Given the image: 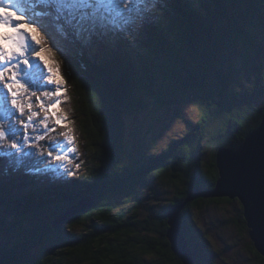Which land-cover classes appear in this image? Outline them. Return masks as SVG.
<instances>
[{
  "label": "trees",
  "instance_id": "1",
  "mask_svg": "<svg viewBox=\"0 0 264 264\" xmlns=\"http://www.w3.org/2000/svg\"><path fill=\"white\" fill-rule=\"evenodd\" d=\"M162 8L161 22L146 30L136 49L126 41L84 47L52 27L56 51L41 31L50 48L46 55L67 80L60 108L78 136L76 151L85 169L74 178V188L47 185L55 176L49 174L42 180L0 179V204L15 218L11 224L0 220V234L11 236L0 244V264H184L168 239L170 209L197 188L215 189L218 150L239 148L264 119V0H167ZM237 52L239 66L232 57ZM247 73L251 84L236 91L232 75ZM152 100L155 107L194 103L204 112L182 138L140 162L136 150L123 149L124 115L147 109ZM210 145L216 149L205 160ZM145 179L171 187L174 196L168 206L150 209L141 219L143 198L136 186ZM28 185L30 191H17ZM90 200L92 207L55 224ZM236 203L242 213L233 222L249 234L239 200L199 197L185 207L180 228L196 264L213 262L205 236L194 225V210ZM81 227L88 228L77 233ZM249 244L250 258L255 255L264 264L253 241Z\"/></svg>",
  "mask_w": 264,
  "mask_h": 264
},
{
  "label": "snow or ice",
  "instance_id": "2",
  "mask_svg": "<svg viewBox=\"0 0 264 264\" xmlns=\"http://www.w3.org/2000/svg\"><path fill=\"white\" fill-rule=\"evenodd\" d=\"M166 2L0 0V29H6L0 31V150L4 149L3 142H7L11 149L0 151V154L14 157L10 163L16 168L22 166L26 158L35 156H40L42 163H48L53 156L56 161L75 158L67 155V152L74 150L69 131L62 133L69 146L63 153L57 151L63 147L62 144L49 142L46 150L44 145L37 144V141L45 139V133L54 132L56 126L60 125L67 128L70 123L58 111L61 103L59 97L65 91L67 80L59 69L54 71L45 58L50 48L60 51L48 33L45 22L50 23L61 38L84 47L94 48L101 44L126 41L130 48L136 49L141 45L146 30L161 22L162 6ZM41 31L51 42L50 48L37 38L41 36ZM38 66L46 68V73L33 76L32 69ZM33 80L39 83L34 84ZM33 97H36L35 103ZM38 124L42 125V129H37ZM29 146L39 151L29 150ZM41 171L38 167L28 169L29 174ZM51 171L57 173L64 170L54 167ZM67 174L74 175L70 172Z\"/></svg>",
  "mask_w": 264,
  "mask_h": 264
},
{
  "label": "rangeland",
  "instance_id": "3",
  "mask_svg": "<svg viewBox=\"0 0 264 264\" xmlns=\"http://www.w3.org/2000/svg\"><path fill=\"white\" fill-rule=\"evenodd\" d=\"M22 7L26 6L22 5ZM50 26L51 27L47 28V30L48 33L52 35V31L50 29L53 26L51 24ZM0 31H6V29H0ZM37 38L41 39V36H38ZM42 43H44V40H42ZM35 47L39 48L40 46L35 45ZM232 57L234 62L239 66L240 60L238 52L233 54ZM45 58L48 60L49 66H51L54 71L57 70L46 53ZM32 59H35V57H32ZM32 73L33 76H36L40 73H46V68L41 66L35 67L32 69ZM60 74L64 75L65 77V74L61 72ZM232 77L233 80H235L234 89L236 91L247 87L249 84H251V80H253V76L248 73L232 75ZM33 83L36 84L39 83V81L33 80ZM64 88L65 91L61 95L62 98L65 95L67 97V83L64 85ZM61 97H59V99H61ZM142 97L143 102H145V95L142 94ZM44 99L46 100V98ZM53 99H56V97H53ZM32 101L35 103L36 97H33ZM147 101H151V98H147ZM171 101L174 102V98H172ZM46 102L50 103V101L47 100ZM153 102V100L152 102H149L148 108L145 110H127L124 115L123 149L124 151L128 152L136 150L137 152L135 157L140 162L143 160L146 161L153 156L161 154L171 142L182 138L191 130L193 125L198 122L204 112L199 105L194 103H174L169 106L155 107L156 105H154ZM58 111L66 116L64 114L65 112L63 110L61 111L60 107ZM41 115L43 114L41 113ZM72 128L73 127L70 123L68 124L67 128H65L64 125L56 126V130L54 132L45 133V139L37 141V144L44 145L45 150L49 142L62 144L63 147L58 148L57 151L63 153L65 149L69 148V146L65 143V138L62 133L64 131H69L70 136L73 139L72 148L74 150L67 152V155L70 157H75L74 159L56 161L53 156L49 159L48 163H42V158L40 156H35L26 158L25 163L19 168H16L14 164L10 163L11 160L15 159L14 157H8L7 155L0 154V179L12 175L15 177H21L23 180H34L35 176H38L42 180V176L44 174H49V177L51 175H55L52 177V182L47 180L48 182H42L43 184L47 182V185L50 186L55 183V185H58L56 187H59L63 184L62 187L70 186L74 188V178L79 176L80 173H84L82 171H84L85 168H82L83 160L79 158V152L76 151V139H78V136L77 134L75 135V132ZM37 129H42V125L38 124ZM3 143L4 149L0 151L11 150L10 145H8L7 142ZM215 149L216 148L213 145H210L209 148H205V156H202V158L209 160L211 153L214 152ZM29 150L39 151V149H31L30 146ZM75 160L77 161L75 162ZM36 167L40 168L42 171L40 173H28L29 168ZM54 167L62 168L64 171L51 173V169ZM44 169H48L49 171L44 172ZM69 172L74 173V175H68L67 173ZM143 182L144 181H141V183L136 186V190L143 198L141 219H145L150 215V209L159 210L162 207L168 206L174 196L173 189L168 186H163L159 180L149 181L145 179V182ZM69 183H71V185ZM29 186L30 185L17 191L28 192L30 191ZM76 189L77 188H75V190ZM87 205L88 204H84V206ZM241 210L242 209L239 203L224 206L214 205L210 208H206L203 211L194 210L192 215L194 225L196 228L200 229L205 236V245H207L209 249L210 253L208 252V254H210V261H212L213 264H252L250 262L251 253L249 250V243L251 242V239L248 231L241 230L233 222V219H236L238 216H240L242 213ZM1 219H6L8 224L13 223L15 220L14 214L7 212L6 206L3 204H0V220ZM87 228L88 227H81L77 229L76 232L83 233ZM145 233L146 232L142 230L140 232V238L144 239ZM9 237L11 236L1 233L0 244L7 243L8 240H10ZM39 251L40 249H36L33 252L39 253ZM144 258L149 261L154 259L153 256H144Z\"/></svg>",
  "mask_w": 264,
  "mask_h": 264
},
{
  "label": "water",
  "instance_id": "4",
  "mask_svg": "<svg viewBox=\"0 0 264 264\" xmlns=\"http://www.w3.org/2000/svg\"><path fill=\"white\" fill-rule=\"evenodd\" d=\"M220 179L213 190L197 188L185 203L169 211L168 239L172 249L184 264H196L193 249L180 228L181 214L185 207L199 197L228 198L239 200L244 208V217L250 230L249 235L257 251L264 257V119L258 129L249 133L237 149L221 147L217 152ZM85 201L78 203L58 219L61 225L73 219L88 207Z\"/></svg>",
  "mask_w": 264,
  "mask_h": 264
},
{
  "label": "flooded vegetation",
  "instance_id": "5",
  "mask_svg": "<svg viewBox=\"0 0 264 264\" xmlns=\"http://www.w3.org/2000/svg\"><path fill=\"white\" fill-rule=\"evenodd\" d=\"M242 227L245 229V226H244V225H242ZM250 262H251L252 264H261V263H260V259H258V257L255 256V255H254L253 258H250Z\"/></svg>",
  "mask_w": 264,
  "mask_h": 264
}]
</instances>
